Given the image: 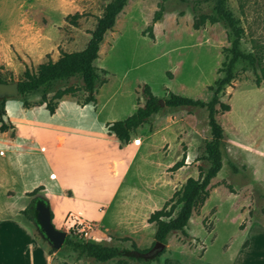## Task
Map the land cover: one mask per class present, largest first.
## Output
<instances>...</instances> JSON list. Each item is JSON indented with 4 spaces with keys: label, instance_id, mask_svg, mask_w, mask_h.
<instances>
[{
    "label": "crops",
    "instance_id": "1",
    "mask_svg": "<svg viewBox=\"0 0 264 264\" xmlns=\"http://www.w3.org/2000/svg\"><path fill=\"white\" fill-rule=\"evenodd\" d=\"M137 16V11H132L122 19L118 18L113 28L117 30L115 37L107 40V35L115 33L113 30L104 36L96 64L110 75L107 83L98 90L95 105L81 106L75 98L63 96L51 115L45 105L24 108V101L19 99L6 103L3 122L13 128L0 131V264H54L53 253L48 254L54 251L52 245L44 238L51 245L50 250L44 249L39 242L41 238L33 235L26 224L28 220L36 221L38 225L37 219L34 215L28 219L22 214L35 199L49 207L51 222L57 230L69 231L68 218L77 217L91 227L88 240H96L99 244L111 238L127 237L138 249L147 250L152 247L157 230L155 223L148 222L149 216L161 210L188 178L198 179L196 158L200 134L190 120L192 108H165L154 113L145 123L129 131L127 143L121 142L107 125L130 117L144 105L143 84L149 85L151 93L157 97L167 88L175 95L197 100L198 93L205 90L208 96L202 102H209L211 92L207 87L221 77L218 68L224 57L216 45L208 46L207 37L202 35H167V39L164 35L165 47L172 52L186 51L180 56L177 78L170 79L162 72H156V23L153 26L155 40L147 36V40H143L141 32L149 21L136 22ZM188 17L191 30L202 29L194 28L192 18ZM20 26L13 22L7 31H0V63H3L0 65L11 66L17 60L13 49L23 56L29 50L40 49L42 40L39 37L30 39L27 30ZM64 33L58 30L53 40L62 44ZM89 38L90 35L80 51ZM7 45L11 51L7 50ZM103 47L105 53L102 56ZM209 47L216 53L211 66L214 77L204 78L203 66L209 57L203 50ZM58 57L59 52L52 61ZM26 101H31L29 96ZM247 107L251 110L243 112L242 120L232 124L242 127L243 132L240 137L235 135L236 156H231L229 140L228 155L233 163L245 166L249 177L256 182L257 173L264 176V150L261 149L264 107L255 111L253 105ZM249 153L252 154L249 158L258 161L254 169L248 165L246 156ZM182 160L185 166L171 172V168ZM214 191H210V197L202 207L204 211L218 207L213 230L208 233L201 227L194 235L190 234L205 244L202 264H216L210 263L207 255L210 240L214 243L217 237L221 238L217 222L221 205L218 202L223 198L221 200L226 201L223 203H232L231 197L235 196L218 187L215 191L219 195L218 201L207 206ZM234 227L235 232L226 241H229L228 248L236 243L235 249H238L251 229ZM177 235L170 236L166 246L170 247ZM251 246L252 241L246 248ZM241 249H244L242 245ZM219 251L223 256L222 249ZM166 261L164 259L161 264Z\"/></svg>",
    "mask_w": 264,
    "mask_h": 264
},
{
    "label": "rangeland",
    "instance_id": "2",
    "mask_svg": "<svg viewBox=\"0 0 264 264\" xmlns=\"http://www.w3.org/2000/svg\"><path fill=\"white\" fill-rule=\"evenodd\" d=\"M109 1L110 0H0V31H7L9 24L14 22L18 25L20 24V27L27 30L30 39L39 37V39L42 40L40 49L36 51L29 50L28 53H24V56L22 54L19 55L26 65L36 67L38 64L47 60L46 55H49L50 59L54 60L59 50L80 51L88 38V32L95 26L96 18L102 16L104 8ZM158 2L159 0H130L126 4V11L123 15H128L132 13V11H137L138 16L136 22L148 20L149 24L157 9ZM211 6V1L202 5L207 11L211 9ZM228 7L240 21V25L244 29L242 50L251 52L254 47L264 48V0H228ZM167 8L168 12L164 14L161 21L156 23L157 42L154 51V59L157 61L155 64H158L156 72H162L163 75L165 74L168 78L175 80L180 71V56L186 52L184 49H177L175 52H172L169 47H165L164 35L165 39H167L168 36L179 37L188 34L197 36L202 35L204 38L207 37L208 46L216 45L221 52L223 48L229 47L226 30L221 24L208 25L202 29H195L193 31L190 29L188 21L190 20L188 16L192 18V15L185 4L173 0L167 3ZM180 11H185V15L182 16L181 19H178V17H180L178 15ZM77 12L83 14L84 17L77 21V27H73L65 21V18ZM123 15L120 16L121 19ZM175 25H177V27ZM58 30L65 32L64 42L62 44L60 42V45L58 44L59 42L53 40L57 37ZM113 32L115 33L107 35L108 41L115 37L117 30L113 29ZM143 38H145L143 40H147L146 36H143ZM6 48L11 51L8 45ZM205 49L203 51L204 53L206 52L209 58H206L203 66L204 78H213L214 72L211 66L215 62V58L213 57L216 56V53L211 47ZM12 51L18 54V51L14 49ZM103 53H105L104 47L102 48V56ZM29 54H31L32 57H30ZM17 60L11 66L2 65L4 67L1 74L3 80L8 81L10 78H13V81H19L21 79L24 66ZM110 61L109 58V63ZM244 66L243 63L238 64L235 72L236 78L232 86L226 88L225 95L221 98L224 103L230 106L231 111L223 113L218 117L232 145V157L236 156L235 144H237V141L235 135L236 137L243 135L242 127L239 125L232 126V124L240 122L243 118V112L251 110V108L247 106L253 105L255 108L253 109L254 111L257 110L258 107H264V82L260 81L250 68ZM258 85L260 87H257ZM153 88L155 89V87ZM239 92L244 93L239 94ZM28 96L31 100L30 103L37 102L39 99L38 95L35 94H30ZM198 96L197 100L202 101L204 98H207L208 94L205 90H202L198 93ZM192 113L193 117L190 120L200 134L201 141L203 138L207 137L206 119L204 113L200 110L193 109ZM261 149L264 150V142ZM251 156L252 154L249 153V156L246 157L248 158L249 167L254 169V167L256 168V164L258 165V161L255 158H249ZM228 160L231 161L227 150V154L223 158V167L212 180L211 190L215 189L216 191V189L220 187L229 191V187L234 191L233 194L235 196L231 197L233 200L232 203H223L226 202L221 200L223 198L220 199V203L218 202V204L221 205V211L217 217L221 238L217 237L214 243L212 242L213 240H210L209 245L211 244V248L208 250L207 259L210 260V263L214 262L216 264H221V262L223 264H264V194L258 193L262 196L261 198L258 197V194L253 192L252 184L256 183L264 191V176L262 173H257L255 175L256 182L252 181V183H248V173L241 169L242 165L237 164V173L234 174L233 168L227 163ZM262 162L264 163V160H262ZM215 191L210 200L206 203L207 206L218 201L219 195L216 194ZM217 209L218 207L214 206L209 211H204L200 208L197 212H193L187 232L189 238H185L181 234L176 233L179 235L173 239L170 247L166 246V244L161 255H159V259L157 261L151 260L148 264H161L164 259H167L166 264H202L200 260L201 254L205 249V244L202 240L194 238L190 234L194 235L201 227L210 233L213 230ZM233 222L235 224H233ZM26 224L33 235L37 238H41L39 242L43 248L50 250L51 245L42 236L36 221L29 222L27 220ZM234 225L237 230H243L247 226L251 229L250 235L244 240V242L247 241V245L244 249H241V245L243 248V244H241L238 249H235L237 246L234 242V244L228 248L229 241L226 240H229L231 235L235 232ZM66 233L67 236L73 240H85L98 243L96 240H88L86 237L81 238L72 231H67ZM235 240L237 241V239ZM251 241L252 246L247 249L246 247L250 246ZM99 244L119 248H127L130 246L129 242H120L114 238L109 239L106 243L102 242ZM220 249L223 251V256L220 254ZM53 262L54 264L132 263V261L126 260V257L124 261L115 259L106 263H99L93 259L79 257L77 253L65 246H62L58 251H53Z\"/></svg>",
    "mask_w": 264,
    "mask_h": 264
},
{
    "label": "trees",
    "instance_id": "3",
    "mask_svg": "<svg viewBox=\"0 0 264 264\" xmlns=\"http://www.w3.org/2000/svg\"><path fill=\"white\" fill-rule=\"evenodd\" d=\"M173 0H159L157 9L153 14L151 22L147 28L141 32L142 36H147L151 40H155L153 34V26L162 20L165 13L168 12L167 3ZM181 4H185L192 15L193 27L204 28L207 24H221L226 30L228 48L222 49L224 57L218 73L221 77L217 79L213 85L207 89L211 92L209 102L200 100H192L186 97L178 96L165 88L160 97L151 93L150 87L143 84L142 98L144 105L130 117L113 122L107 125L118 139L128 142V133L131 129L137 128L145 123L154 113L163 111L165 108L178 110L182 108H192L200 110L204 113L207 137L200 141L198 147V156L196 162L199 163L198 179L188 178L185 185L174 193L172 198L165 203L161 210L153 212L149 218V223H155L157 230L154 237L156 242L167 244L168 239L173 234L179 233L185 238H189L187 230L192 219V213L197 212L203 207L206 200L210 197L212 189L211 182L218 175L223 167V158L228 150V138L224 127L220 123L218 117L223 113L230 112V106L224 103L221 98L225 95L226 88L231 87L236 78V69L239 63H243L246 68H250L260 81L264 82V48L254 47L251 52L242 50V39L244 29L240 25V21L230 11L228 0H177ZM211 1L212 6L209 11L202 7L206 2ZM128 0H110L103 11L101 17L96 18L95 26L88 32L90 38L81 51L67 53L59 50V57L56 61H52L49 55H46V61L38 64L36 67L26 65L16 54L17 59L23 64L24 70L18 83V98L4 97L0 99V131L5 132L12 126H8L3 122V116L6 115L5 105L8 101L16 99L23 100V107L45 105L46 110L52 115L57 107V102L63 96H71L77 100L81 106L88 104H96V94L98 90L107 83L110 73L97 66L98 52L104 36L108 31H112L116 21L124 13ZM180 17L185 15V11L178 13ZM84 15L75 13L68 15L65 21L77 27V21ZM4 67L0 65V82L11 83L13 78L8 81L1 78ZM257 87H260L259 85ZM30 94L38 95L37 102L30 103L26 98ZM163 100L164 106L159 104ZM185 157V156H184ZM183 157V158H184ZM228 165L233 168L234 174L237 173V164L227 161ZM185 166L184 161L176 163L171 172H174ZM242 170L247 172L245 166H241ZM247 175V173H246ZM248 183L252 180L247 175ZM253 184V192L264 194V191L256 183ZM231 193L234 191L229 188ZM258 194V197H262ZM32 195V194H31ZM43 203L39 199L33 200L29 208L22 211L28 219L32 215L36 218L35 206ZM213 211V209H212ZM264 211V208H263ZM209 231V230H208ZM120 242H129V247L118 248L104 246L101 244L85 241L73 240L69 236L66 237L63 246L70 248L79 257L93 259L99 263H106L111 260L119 259L121 261L130 260L132 263L148 264L151 260H158L161 252L153 257H145V254L151 250H140L130 238H119ZM247 245V241L243 243V248ZM53 251H49L51 255ZM128 264L127 262H122Z\"/></svg>",
    "mask_w": 264,
    "mask_h": 264
},
{
    "label": "water",
    "instance_id": "4",
    "mask_svg": "<svg viewBox=\"0 0 264 264\" xmlns=\"http://www.w3.org/2000/svg\"><path fill=\"white\" fill-rule=\"evenodd\" d=\"M18 98V83L13 81L11 83L0 82V99ZM161 106H164L163 100L159 101ZM36 219L41 230L42 236L52 245L54 251H58L63 246L66 239V232L57 230L51 222V213L49 207L44 203H38L35 206ZM165 245L156 242L149 252L145 254V257H153L154 255L162 252Z\"/></svg>",
    "mask_w": 264,
    "mask_h": 264
},
{
    "label": "built area",
    "instance_id": "5",
    "mask_svg": "<svg viewBox=\"0 0 264 264\" xmlns=\"http://www.w3.org/2000/svg\"><path fill=\"white\" fill-rule=\"evenodd\" d=\"M67 223L69 225V231H72L75 235H78L81 238H87L88 233L91 230L89 225H85L77 217H69Z\"/></svg>",
    "mask_w": 264,
    "mask_h": 264
}]
</instances>
